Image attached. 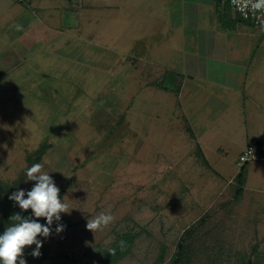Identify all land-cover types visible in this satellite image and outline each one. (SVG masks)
I'll use <instances>...</instances> for the list:
<instances>
[{"label": "rangeland", "instance_id": "374dc122", "mask_svg": "<svg viewBox=\"0 0 264 264\" xmlns=\"http://www.w3.org/2000/svg\"><path fill=\"white\" fill-rule=\"evenodd\" d=\"M82 2L76 22L86 36L91 12L86 0ZM8 3L0 0V39L15 13L5 9ZM17 3L16 14L23 6ZM50 3L59 5L61 0ZM108 13L99 14L97 27L104 28ZM83 41L75 50L64 49L78 56L75 64L47 57L46 69L60 74L49 78H63V99L33 97L28 102L21 89L14 99L0 96V179L30 190L35 182L27 180L28 162L41 164L70 208L54 222L63 224V231L52 228L48 238H41L42 264H155L161 255V264H264V162L242 168L246 179L235 200L238 157L245 144L239 153L230 147L224 156L212 145L202 152L189 132L181 130L184 122L173 116L167 103L171 94L158 90L169 84L165 78L143 88L132 76L113 77L112 95L102 93L91 101L94 108L104 105L106 114L95 121L91 108L83 106L93 91L104 89L111 55L100 58L106 64L94 73L86 61L109 52ZM75 89H85V94L75 98ZM1 90L8 96L13 88L7 84ZM14 100L23 102L17 107ZM44 144L48 148L35 163L34 152ZM101 213H110L114 220L93 232L87 224ZM125 241L126 252L116 257Z\"/></svg>", "mask_w": 264, "mask_h": 264}, {"label": "crops", "instance_id": "0c3cea01", "mask_svg": "<svg viewBox=\"0 0 264 264\" xmlns=\"http://www.w3.org/2000/svg\"><path fill=\"white\" fill-rule=\"evenodd\" d=\"M50 1L9 0L5 9L15 13L9 16V26L0 39V96L14 99L21 89L20 95L28 102L33 97L63 99V78H49L60 74L46 69L47 57H62L75 64L78 56L73 50L87 40V45L109 52L86 61L94 73L106 64L100 58L111 55L104 89L93 91L83 106L91 108L94 120L106 114L104 105L94 108L91 101L102 93L112 95L113 77L132 76L145 88L170 76V83L158 90L171 94L167 103L173 106V116L184 122L181 130L189 132L202 152L212 145L222 156L230 147H237L234 151L239 153L244 144L264 138V27L241 20L226 2L86 0L91 12L87 18L94 25L91 23V32L84 36L76 22L84 7L82 0H61L59 5ZM17 2L23 5L18 14ZM105 10L109 13L104 28L97 27L99 14ZM45 14L47 17L42 16ZM66 48H72V53L65 52ZM7 84L13 88L8 96L1 90ZM178 85L176 93L172 88ZM83 91L75 89V98L85 94ZM13 102L18 107L23 100ZM155 102L160 106L158 97ZM184 136L189 137L188 133Z\"/></svg>", "mask_w": 264, "mask_h": 264}, {"label": "clouds", "instance_id": "9594fccd", "mask_svg": "<svg viewBox=\"0 0 264 264\" xmlns=\"http://www.w3.org/2000/svg\"><path fill=\"white\" fill-rule=\"evenodd\" d=\"M237 9L246 14L247 11H264V0H245V3L237 4ZM28 181L35 182L30 190L19 189L13 192L9 199L14 201L20 209H31L29 216L19 213L12 215L13 221L2 233H0V264H27L24 258L26 246L35 245L31 255L39 257L43 239L48 238L52 232L54 222L61 220L62 213H69L68 204L60 198V189L57 187L49 172L42 170L41 164H34L26 170ZM72 209V208H71ZM38 218H44L41 223ZM114 220L110 213H101L92 221L87 228L95 232L107 227ZM63 224H56L57 233L63 231Z\"/></svg>", "mask_w": 264, "mask_h": 264}, {"label": "trees", "instance_id": "16d2710c", "mask_svg": "<svg viewBox=\"0 0 264 264\" xmlns=\"http://www.w3.org/2000/svg\"><path fill=\"white\" fill-rule=\"evenodd\" d=\"M226 5L230 9V7L228 6L227 3H226ZM240 19L243 20L242 18H240ZM170 79H171V77L167 76V78H165V81L168 80V82L170 83ZM172 90L177 93L179 90V85L173 87ZM47 146H48V144H44V145L40 146L34 152V158L32 159V161H34L35 163H39L42 155L45 153L46 149L48 148ZM28 163H29V166L31 167L32 162L29 161ZM246 164L247 163H244L241 166L240 172L235 176V180H234V182H235L234 199L235 200L239 197V194L242 193V190H243L242 188H243V185L245 183V179H246L245 174L246 173L244 174V169H242V168ZM17 190H18V188L16 186H12L6 182H3L0 179V233H2L13 222L10 219V217L12 215L19 213L22 216L27 217L31 213V209L24 211V210L20 209L18 204H16L14 201L9 199V196ZM38 219L40 220L41 223H45L44 218H38ZM55 227H56V225L53 224L52 228H55ZM186 232H187V230H184V233H186ZM127 245H128V243L126 241H125L124 245H119L117 248V251L115 253V256L118 257L119 255L124 254V252H126V250H127V247H126ZM42 247L40 249L41 255L39 257H33L31 255V252H32V249L35 248V246L33 248H31L30 246H26L25 252H24V258L26 259L27 264H42L43 257H44V255L42 253ZM163 261H164V257H163V255H161L155 264H161ZM248 264H251V263L249 262Z\"/></svg>", "mask_w": 264, "mask_h": 264}, {"label": "built area", "instance_id": "2783aa9c", "mask_svg": "<svg viewBox=\"0 0 264 264\" xmlns=\"http://www.w3.org/2000/svg\"><path fill=\"white\" fill-rule=\"evenodd\" d=\"M228 4L231 11L238 15L243 20L252 23L253 25H260L264 22V11L251 12L247 11L246 14L241 13L237 9V4L245 3V0H222ZM252 161L264 162V138L257 142L250 143L246 148L239 154L238 165L242 166L244 163Z\"/></svg>", "mask_w": 264, "mask_h": 264}]
</instances>
